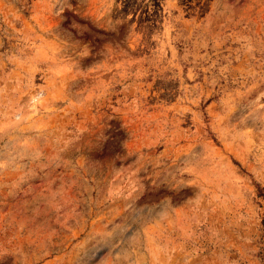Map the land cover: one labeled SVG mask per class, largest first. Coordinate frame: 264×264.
I'll return each instance as SVG.
<instances>
[{
	"label": "rangeland",
	"instance_id": "rangeland-1",
	"mask_svg": "<svg viewBox=\"0 0 264 264\" xmlns=\"http://www.w3.org/2000/svg\"><path fill=\"white\" fill-rule=\"evenodd\" d=\"M0 264H264V0H0Z\"/></svg>",
	"mask_w": 264,
	"mask_h": 264
}]
</instances>
